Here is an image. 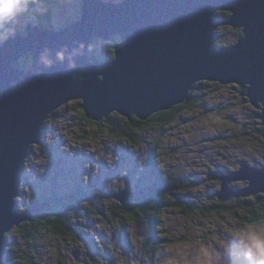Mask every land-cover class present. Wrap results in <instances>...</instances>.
I'll use <instances>...</instances> for the list:
<instances>
[{"label": "water", "instance_id": "1", "mask_svg": "<svg viewBox=\"0 0 264 264\" xmlns=\"http://www.w3.org/2000/svg\"><path fill=\"white\" fill-rule=\"evenodd\" d=\"M219 12L231 17L221 22ZM222 27L242 32L237 44L216 45ZM116 37L121 42L114 59L90 58L97 40ZM27 56L30 68H17ZM206 82L240 88L260 110L255 118L264 128V0H83L80 19L64 29L33 18L26 35H0V263L8 234L53 206L51 199L36 200L16 210L22 165L42 143L53 113L79 101L86 119L96 123L114 114L145 122L190 101ZM221 174L216 197L222 203L264 194V167L243 161L239 170ZM123 182L111 194L120 206L136 195L131 178ZM237 182L248 186L234 189ZM80 255L73 254L76 260ZM238 256L232 247L229 262Z\"/></svg>", "mask_w": 264, "mask_h": 264}, {"label": "rangeland", "instance_id": "2", "mask_svg": "<svg viewBox=\"0 0 264 264\" xmlns=\"http://www.w3.org/2000/svg\"><path fill=\"white\" fill-rule=\"evenodd\" d=\"M82 4L83 0H56L54 28L61 30L78 21ZM2 22L0 35H26L30 23L27 8L21 6L15 18ZM236 32L231 27L219 28L216 45L237 44L241 35ZM93 54L100 61L114 59L109 42H95L90 58ZM196 87L194 91L201 102L195 111L183 113L166 130L141 132V147L112 136L106 128L100 133L95 125H86L79 101L53 113L44 126L47 130L44 143L50 146L53 156L44 155L40 145L33 146V153L22 165V193L16 201V210H23L39 199L73 195L76 203L70 220L85 242L43 230L27 243L14 229L6 239L19 245L22 252H13L12 261L17 264H208L214 259V264H248L249 256L264 257V216L258 226L244 227L243 211L225 213L218 209L211 216L196 210L190 216L183 210L167 209L154 230L149 224L140 226L133 220H116L111 213L118 205L111 194L123 188L126 176L130 175L134 181L137 195L147 193L153 179L148 160L157 144H161L158 160L167 177L178 178L189 186L176 196L186 197L194 208L216 206L215 195L222 187L221 172L227 176L239 170L243 161L253 167H264L263 126L255 118L260 110L242 97L240 88L234 85L200 83ZM118 118L122 119L119 115ZM231 186L243 189L248 183ZM238 200L233 197L225 204L231 207ZM244 201L255 202L256 197ZM155 247L158 251L152 255ZM232 247L240 252L230 263L228 254ZM218 248L223 249L222 254ZM76 251L81 253L79 260L73 256Z\"/></svg>", "mask_w": 264, "mask_h": 264}, {"label": "trees", "instance_id": "3", "mask_svg": "<svg viewBox=\"0 0 264 264\" xmlns=\"http://www.w3.org/2000/svg\"><path fill=\"white\" fill-rule=\"evenodd\" d=\"M21 6L27 8V15L29 20L35 18L41 26L49 28L50 26H54L53 21L56 0H22ZM230 17L231 14L223 12H219L216 15V19L221 22H227ZM2 26L3 22L0 21V28ZM236 34L242 35V32L238 31L236 32ZM216 35H218V33H216ZM98 42L99 41L97 40L96 43ZM120 42L121 38L116 37L112 42L109 43L114 49L115 46ZM94 48L95 45L93 49ZM92 59H97V56L93 54ZM31 62V57L27 56L22 59L20 63L15 64V66L17 68L20 67L28 70L31 66ZM200 102L201 98L197 97L195 91H193L192 99L190 101L169 111L160 112L145 122L140 121L135 117L132 121H129L122 117V119L120 120L118 118V115H112L102 123H96L86 119L84 113L82 115V121L85 122L86 125H95L100 133H102L106 128L108 133H110L112 136L118 139L127 140L129 143L141 147V132L152 130L155 128L166 130L167 128L172 126L183 113L195 111ZM79 105L81 106V102L79 103ZM45 129L46 128H43V131H45ZM261 131L264 132V128L261 129ZM45 139L46 135H43V143L40 144V148L43 151L44 155H46L47 157H52L53 152L50 150V146L44 143ZM33 149L34 147L31 148V154L33 153ZM160 149L161 144H157L151 150V157H149L148 160V163L151 166V174L153 176L152 178L155 179H153V181L151 182V187L148 189L147 193L135 196L132 199L131 205L114 206L111 209V213L116 220H133L137 224L139 223L140 226L149 224L150 227L156 230L159 227V223L161 221L160 216L165 210H183L191 216L196 210H200V207H202V212L211 216L213 215V211H218V209L226 211L225 213L235 212V210L243 211L244 217H241V221L243 222L244 227L258 226L262 222L264 216V195L257 196L255 202H247L239 199L237 204L231 207L226 206V204L221 203L216 199V206H213L212 208L209 207V209H207L203 206L189 208V205H187L188 202L185 197L176 196L178 192L186 190L189 186L181 183L178 178L169 179L167 177V172L161 169V165L158 160V152ZM172 196H174L175 198H172ZM75 203V196L73 195L58 197L51 210H48L44 214L37 216L34 222L26 223L21 227L16 228V231L20 232L23 235V238L27 243H30L31 240L43 230H48L49 232L60 237H73L74 241L76 242H85L82 233L74 229L72 221L70 220V215L74 211ZM236 207H238V209ZM94 242L95 240H92L93 244ZM169 243L173 244V242L171 241H169ZM155 249L156 252L152 253V255H155V253H157V247H155ZM16 251L22 252V249L19 247V245L7 241L5 247L6 257L0 264H17L18 262L12 261V258L10 257L14 255L13 252ZM17 259H22V257H17Z\"/></svg>", "mask_w": 264, "mask_h": 264}, {"label": "clouds", "instance_id": "4", "mask_svg": "<svg viewBox=\"0 0 264 264\" xmlns=\"http://www.w3.org/2000/svg\"><path fill=\"white\" fill-rule=\"evenodd\" d=\"M21 3H22V0H0V21L2 20H6V19H11V18H15L19 11H20V7H21ZM54 27V26H53ZM53 27H50V28H53ZM150 157V156H149ZM130 178L131 176L128 175ZM127 177V176H126ZM132 179V178H131ZM133 182V186H134V181L132 180ZM135 187V186H134ZM135 189V188H134ZM140 189V188H138ZM235 189V188H234ZM121 190V189H120ZM137 190V189H136ZM145 192V191H144ZM146 193V192H145ZM217 194V193H216ZM135 196H138L137 194ZM260 196V195H259ZM257 197V196H256ZM133 199V198H132ZM132 199L130 202H128L127 205H129V203L132 202ZM41 200V199H39ZM218 200V199H217ZM244 200V199H243ZM41 201H45V200H41ZM220 202V201H219ZM222 203V202H221ZM34 204V203H33ZM32 204V206H33ZM118 204V203H117ZM225 204V203H224ZM53 205H54V202H53ZM119 205V204H118ZM32 206H29L32 208ZM53 207V206H52ZM30 209V208H28ZM52 209V208H51ZM50 209V210H51ZM21 211V210H20ZM18 211V212H20ZM25 211V210H22V212ZM48 211V210H47ZM46 212V211H45ZM44 212V213H45ZM43 213V214H44ZM36 218V217H35ZM35 218H34V221H35ZM33 221V222H34ZM29 223H32V222H29ZM6 242H7V239H6ZM248 259V264H264V257H261L259 254H257L256 256H249L247 257ZM208 264H214V259H210Z\"/></svg>", "mask_w": 264, "mask_h": 264}, {"label": "flooded vegetation", "instance_id": "5", "mask_svg": "<svg viewBox=\"0 0 264 264\" xmlns=\"http://www.w3.org/2000/svg\"><path fill=\"white\" fill-rule=\"evenodd\" d=\"M47 133V130H45L44 131V135ZM150 157H151V155H150ZM150 165V164H149ZM232 172V171H231ZM154 179V178H153ZM153 179H152V181H153ZM155 180V179H154ZM28 182V181H27ZM182 183V182H181ZM264 195V194H263ZM216 196V195H215ZM262 196V195H261ZM182 197H184V196H182ZM52 200H53V202H54V204H55V201L58 199V197L57 196H55V197H52L51 198ZM185 199H186V197H185ZM41 200H44V199H41ZM187 200V199H186ZM187 205H189V208H192L190 205H194V204H190V203H188ZM32 206V205H31ZM199 206H201V205H199ZM198 206V207H199ZM197 207V206H196ZM28 208H31V207H29V206H26V208H24L23 210H27ZM201 208L202 207H200V211L202 212V210H201ZM212 208V207H211ZM207 209H209V208H207ZM238 249V248H237ZM238 251H239V249H238ZM240 252V251H239Z\"/></svg>", "mask_w": 264, "mask_h": 264}, {"label": "bare ground", "instance_id": "6", "mask_svg": "<svg viewBox=\"0 0 264 264\" xmlns=\"http://www.w3.org/2000/svg\"><path fill=\"white\" fill-rule=\"evenodd\" d=\"M95 45V44H94ZM94 47V46H93ZM30 155H31V153H30ZM21 196V194L19 195V197ZM19 197L17 198V199H19ZM17 199H16V201H17ZM22 211V210H21Z\"/></svg>", "mask_w": 264, "mask_h": 264}]
</instances>
